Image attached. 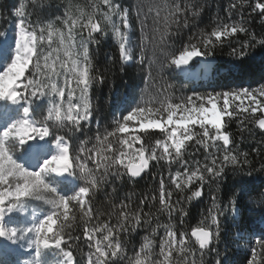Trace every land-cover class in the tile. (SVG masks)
Segmentation results:
<instances>
[{
  "label": "snow or ice",
  "instance_id": "snow-or-ice-1",
  "mask_svg": "<svg viewBox=\"0 0 264 264\" xmlns=\"http://www.w3.org/2000/svg\"><path fill=\"white\" fill-rule=\"evenodd\" d=\"M247 3V0H245ZM35 5L37 0H32ZM107 7L103 18L112 22V15L119 19V25H114V33L119 43L121 69L124 64L136 60L144 64L145 57L148 58V76L155 80L157 77L163 79L168 69H181L186 71L189 61L194 57H203L206 63L211 61L215 49L225 42L230 43L232 38L246 34L249 39L240 43V50L232 49L231 55L241 58L250 56L259 48H264V38L257 39L255 33L241 23L218 22L207 34L202 35L201 43H189V45L176 49L170 37L183 27H187L189 17L195 18L199 12L196 6L186 0H137L131 7H124L114 0H102ZM238 7L237 3H230L229 12ZM25 5L21 4L15 15L19 18L16 25L17 39L14 48L10 42L0 41V101L9 102L11 105H19L18 118L6 109H0V121L11 119V122L0 131V264H10L7 257L15 250L16 246L33 249L35 257L39 258L43 249L55 247L60 249L64 260L62 264H76L72 251H65L61 246L68 239H73L71 233H65V228L70 226V208L79 207L82 217L92 218L91 200L103 185L109 183V176L115 180H122L127 176L129 180L141 177V174L149 168L151 161L157 164L165 161L168 165L169 182L179 192H183L193 182H199L200 188L208 184H221L227 175L226 169H231L234 175L244 176V165H250L247 153L243 161L237 155L232 154L230 137L224 131L227 122L232 118H240L241 130L248 124H255L264 130V82H258V86L237 87L226 90L207 92L204 94L193 93L184 98L180 103H167L166 106L153 109L142 103H136L121 112L120 119L114 120L116 127L112 131H99L95 140L99 147L86 149L85 142H81L70 155L71 137L66 138L61 131L71 125L70 131H81L82 122H90L93 117V104L91 102L90 90L94 85L104 84L106 77L103 73L96 72L89 53L90 43H99L94 35H103L101 24L93 19L98 6L93 5L94 13L88 16L87 22H81L79 18L72 19L66 11L64 24L68 26V41L65 42V33L59 32L54 27V22L47 24L32 25L31 21L25 19ZM140 26L139 56H135L134 47L131 43L130 33L133 13ZM202 10V9H201ZM251 13H256L264 19V0H254L251 5ZM60 17H56L59 20ZM79 26L81 33L87 30V38H81L80 47L82 53L74 51L76 47L75 37L72 29ZM121 26L124 31H121ZM47 33V38L45 36ZM4 33L0 32V36ZM53 37H58L63 49L65 60H60L59 49L53 48ZM45 42H47V54H45ZM75 57V58H74ZM43 61V63H42ZM57 62L63 71L57 70ZM70 64V66H69ZM72 76L68 77L67 74ZM61 76L65 77V85L61 86L58 81ZM75 80L76 87H72ZM264 81V76L261 77ZM171 87V85H168ZM67 88V91H66ZM79 96H76V89ZM47 99L50 107H46L43 101ZM247 101V103H245ZM109 103H114L112 99ZM66 105V107H65ZM117 111H120L117 108ZM46 112V114H45ZM257 113L260 115L257 116ZM166 114V116L164 115ZM225 117L228 121H225ZM130 124L138 126L141 131L152 129L159 130L163 139H156L155 145H145L140 135H134L132 139L122 138L119 143L121 147L114 150L109 138L117 134L130 133ZM198 129V130H197ZM52 137L55 153L43 159L37 167L29 168L18 163L14 158L16 152L28 146L30 142L44 141ZM194 141L201 145L207 155L205 163L194 161L195 167L184 159L187 152V142ZM222 141V144H218ZM140 147L136 148L135 144ZM33 149L41 145L32 143ZM209 148L223 151L222 156L209 152ZM95 151L96 159H93ZM118 151V155H117ZM259 154L260 149H256ZM127 157V162L125 161ZM211 159L209 160V158ZM138 160V163H133ZM88 161H92L93 168L88 167ZM179 163L183 171L177 170L173 174L172 165ZM191 169V170H190ZM264 171V163L260 165ZM65 174L80 180L82 183L78 190L71 195H63L58 191V184L53 182L65 178ZM252 170L247 172L251 176ZM159 190V212H167L169 220L176 211L184 210L180 207V200L173 202V192L165 190L163 177L160 179ZM117 189L113 188V193ZM202 192H192V197H201ZM192 197H189L190 200ZM264 197V189L253 190L246 184L233 187L225 198L227 206L218 204L213 198L214 213L211 221L191 230L190 236L187 232H179L172 223L165 225L157 224L164 228V236L159 245V257L153 264H197V251L202 260L208 252H215L214 264H231L227 253L221 256L214 245L221 240V218L229 220L231 225L238 230V235L245 231L246 216L255 211L252 202ZM148 200L145 197L140 201L136 212L125 209L127 204H121V211L117 217V223L110 226L104 223L98 227L89 229L84 227V237L88 242L90 251L87 253L84 264H121L127 256L126 242L123 235L150 225L152 215L143 211L142 205ZM153 195L151 201H156ZM32 201H43L49 206V210L40 216H33L28 225L9 226L14 223L17 212H23ZM259 213L264 222V204H261ZM156 228L152 229L155 235ZM102 238H97L99 234ZM255 235V234H253ZM194 238L198 249L190 247V240ZM79 239V237H75ZM240 239H244L240 235ZM154 241L148 237L144 238L140 252H151ZM251 259L247 264H256L257 249L264 250V229H261L259 238L249 239ZM140 253H136L137 259L129 264H145L139 259ZM189 255L192 259L189 260ZM17 264H30L28 260L17 262ZM36 264H40L39 259Z\"/></svg>",
  "mask_w": 264,
  "mask_h": 264
},
{
  "label": "trees",
  "instance_id": "trees-1",
  "mask_svg": "<svg viewBox=\"0 0 264 264\" xmlns=\"http://www.w3.org/2000/svg\"><path fill=\"white\" fill-rule=\"evenodd\" d=\"M114 2L131 8L137 0H114ZM186 2L196 6L195 10L199 12V15L195 18L190 16L188 26L181 28L179 32H175V26H173L174 34L170 37V42L174 43L178 50L189 45V43L199 46L202 35L207 34L216 26L218 18L219 22L229 24L243 22L250 32L255 33L257 39L264 38V19L256 13H251V5L254 0H247V3L245 0H186ZM230 3H237L238 5L231 12H229ZM21 4L25 5L26 21H31L32 25H44L48 22H54V27L59 32L65 33L66 43L68 41V26L63 22L66 18L65 12L67 11L72 19L79 18L81 22L86 23L88 16L94 13L93 5L99 8V11H96L93 15V19L101 24L104 34L95 33L94 35L99 43H90L88 47L95 69L93 74H96V72L103 73L106 80L104 84L94 85L93 89L90 90L91 102L94 108L92 120L82 122L81 131H70L71 125L61 131V134L65 135L66 138L71 137L69 141L72 145L70 155L80 146L81 142H85L84 147L86 149L95 150L99 147L95 140L98 131L100 134H103L106 130L112 131L116 127L114 120L120 119L121 112L136 103H142L146 107L156 109L161 107V104L166 106L167 103H180L186 96L192 95L194 92L204 94L213 90L221 91L241 86L255 88L258 86V82H264L261 81V77L264 76V48L257 49L250 56L243 58V61L239 56L230 54L233 48H236L237 51L240 50V43L237 40L243 42L249 39L243 33L239 34L238 38H232L230 43L225 42L215 49V54L210 62L211 68L208 72L203 68H198L197 60L193 59L189 61L187 66H184L186 71L175 68L168 69L164 73L163 79L157 77L152 80L148 76L147 56L144 64H139L134 59L124 64L123 69H121L119 43L114 33V25H119V19L116 15H112V22L103 18V13L107 12V7L102 4V0H37L35 5L32 0H0V32L8 31L13 22L19 21L15 12ZM56 17H60V19L56 20ZM130 19L132 22L131 43L134 47V54L138 57L141 33L139 22L134 15V9ZM121 31H124L122 26ZM72 34L76 41L74 51L82 53L83 49L80 47V42L82 37L87 38V30L81 33L77 25L72 29ZM45 36L47 38V33H45ZM53 44L55 48L59 49L58 53H53L54 56L59 54L60 60H64L65 56L58 37H53ZM44 47L45 54H47L49 50L47 42H45ZM58 69L63 71L60 67ZM59 81L58 83H60ZM168 85H171V87ZM110 99L114 103H109ZM38 103H43L46 107L51 106L47 103V99L38 101ZM117 108L120 111H117ZM164 115L166 116V114ZM259 115L257 113V116ZM239 119L232 118L230 122H227L224 131L229 134L232 154L237 155L241 162L245 158L243 153L248 154L247 159L251 164L243 166L244 176L234 175L231 169H226L227 175L223 183L219 185L206 183L203 188H200L199 182H193L183 192L177 191L175 186L169 182V169L165 161H160L159 164L151 161L149 170L138 180H129L127 176L123 177L122 180H115L109 176V183L96 191L91 200V219L82 217L81 209L78 206L75 208L72 205L69 206V216H74L75 219H70V226L65 228V233H71L73 239H68V236L65 235V242L61 246L65 251L73 252L76 264H84L87 253L90 251L88 242L83 235L85 224L89 229L103 225L106 222L110 226L115 225L122 203L128 205L125 210L136 212L138 206H140V201L148 197L142 207L144 212L152 215L151 223L146 227L138 228L123 235L122 238L126 242L127 256L121 264H129V259L134 262L137 259L136 253H140L139 259L144 260L145 264H153V261L161 258L159 257V245L161 238L164 236V228L157 227V224L172 223L178 233L181 231L187 232L190 236V231L200 225L201 221H204L205 224L210 223L211 214L215 211L213 198L218 204H223L226 207L227 200L225 198L233 187L241 183L246 184L253 190L264 189V171L260 170V165L264 163V130L259 129L255 124L246 122L247 126L242 131ZM225 121H228L227 117H225ZM137 134L143 138L145 145L148 147L154 146L156 139L164 138L159 130L141 131L138 126L130 124V133L117 134V136L110 137L109 140L114 150H118L121 147L120 139L127 138L131 140ZM217 143L222 144L221 141ZM48 144L49 146L53 144L51 136L48 137ZM135 147H140V144L136 143ZM256 149H260L259 154ZM208 151L218 156L223 155L222 150L217 152L216 149L209 148ZM19 152L22 153L23 151L16 152L14 157L17 158ZM206 155L207 153L201 145L195 144L194 141L187 142V152L184 159L189 161L192 168L195 167L194 161H199L201 165L204 164ZM93 159H96L95 151H93ZM125 161L127 162V157H125ZM134 161L136 160L132 162ZM88 167H94L92 161H88ZM250 169L252 174L247 176ZM171 170L174 174L177 170L183 171V168L179 163H176L172 165ZM161 177L165 182V190L173 192V202L180 200V207L184 210L183 213L180 211L174 212L171 220H169L167 212L158 211L160 207L158 197ZM74 179L76 181L74 184L68 181H57L54 178L53 182L58 184V191L67 196L77 191L82 183L80 180ZM114 187L117 189L116 193H113ZM196 190L202 192L201 197H192V192ZM153 195L157 197L156 201H151ZM189 197L192 198L189 200ZM261 204H264V197L252 202L255 211L246 216L245 231L239 235L238 230L231 225L230 217L229 220L221 218V240L214 247L219 250L221 256L227 253L231 264H247L248 260L251 259L250 248L252 245L248 243V240L259 238L261 229H264V222H262L259 213ZM26 210L40 216L49 210V206L43 201H32L26 207ZM153 228L157 229L155 235L152 234ZM103 234L106 233L99 234L97 238H102ZM240 235L244 239H240ZM75 237H79V239L77 240ZM145 237L152 239L154 243L151 252L141 253L140 249ZM192 241L194 239L191 238L190 247L198 249V245H195ZM56 249L55 247L42 248L39 258L35 257V251L31 249L30 253L25 255L26 260L30 264H36L38 259L40 264H57L61 251ZM257 252L256 264H264V250L257 249ZM215 257V252H208L201 260L197 251L196 261L197 264H214ZM191 259L192 257L189 255V260Z\"/></svg>",
  "mask_w": 264,
  "mask_h": 264
},
{
  "label": "rangeland",
  "instance_id": "rangeland-1",
  "mask_svg": "<svg viewBox=\"0 0 264 264\" xmlns=\"http://www.w3.org/2000/svg\"><path fill=\"white\" fill-rule=\"evenodd\" d=\"M19 21H15L13 22L11 28L4 32V35L0 37V41H5V42H10L12 44V47L14 48V43L15 40L18 38L17 37V28L16 25L18 24ZM53 48H55L54 44L52 45ZM55 53V52H54ZM53 57L54 54H53ZM67 59L66 57L64 58V60ZM197 60V67L198 68H203L205 71H209L211 68V63H206L204 61L203 57H194L192 58ZM70 66V64H69ZM57 70L60 71V69H58L60 67L59 62H57ZM197 68V69H198ZM68 77H71L72 74L68 73L67 75ZM65 78L63 76H61L60 78V85L64 86L65 85ZM64 80V81H63ZM72 87L75 88V80H72ZM67 91V88H66ZM79 89H76V96H79ZM66 107V105H65ZM0 108L1 109H6L8 111H10L12 113V115L16 118H18L17 116V110L19 109V105H11L9 102H4V101H0ZM11 122V119H7L4 121H0V131H2L3 127H6L8 123ZM38 142V145H41L40 148L37 149H33L31 147L32 143L35 142H30V144L28 146H25V148L22 150L23 152H19V154L17 155V158L14 157L18 163H21L23 165H25L26 167L29 168H34L37 167L40 163H42L43 159L48 158L50 155L55 153V146L54 144H51L49 146L48 144V138H46L44 141H39L37 140L36 143ZM138 160L134 161L137 162ZM71 176H69V178H63L62 180H68V181H72ZM74 179V178H73ZM14 216V223L9 225V226H23V225H28L30 223V220L33 216H38L36 213L34 212H27L26 208L23 212H17V213H13L11 214ZM42 218V217H41ZM58 249V248H57ZM56 249V250H57ZM31 249H27L25 248H21L20 246H16L15 250L13 252H11L8 256H7V260L10 261V264H17V262H22L24 260H26V254L30 253ZM64 260V257L62 255V259H60L58 262H56L57 264H62V261Z\"/></svg>",
  "mask_w": 264,
  "mask_h": 264
},
{
  "label": "water",
  "instance_id": "water-1",
  "mask_svg": "<svg viewBox=\"0 0 264 264\" xmlns=\"http://www.w3.org/2000/svg\"><path fill=\"white\" fill-rule=\"evenodd\" d=\"M210 62H211V61H210ZM221 142H222V141H221ZM133 163H138V161H137V162H133ZM149 168H150V164H149ZM148 170H149V169H146L145 172L141 174V177H137V178H135L134 180H138V179L142 178L143 175H144ZM190 233H191V231H190ZM192 239H194V238H192Z\"/></svg>",
  "mask_w": 264,
  "mask_h": 264
},
{
  "label": "bare ground",
  "instance_id": "bare-ground-1",
  "mask_svg": "<svg viewBox=\"0 0 264 264\" xmlns=\"http://www.w3.org/2000/svg\"><path fill=\"white\" fill-rule=\"evenodd\" d=\"M36 143V142H35ZM36 144H38V142L36 143ZM65 178H69V176L67 175V174H65ZM60 260V259H59Z\"/></svg>",
  "mask_w": 264,
  "mask_h": 264
}]
</instances>
